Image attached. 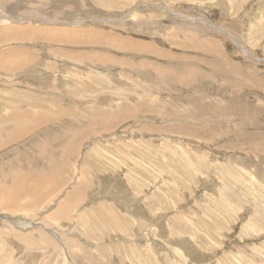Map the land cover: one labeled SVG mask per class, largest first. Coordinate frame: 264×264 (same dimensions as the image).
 <instances>
[{
  "label": "rangeland",
  "instance_id": "obj_1",
  "mask_svg": "<svg viewBox=\"0 0 264 264\" xmlns=\"http://www.w3.org/2000/svg\"><path fill=\"white\" fill-rule=\"evenodd\" d=\"M0 192V264H264V0H0Z\"/></svg>",
  "mask_w": 264,
  "mask_h": 264
},
{
  "label": "bare ground",
  "instance_id": "obj_2",
  "mask_svg": "<svg viewBox=\"0 0 264 264\" xmlns=\"http://www.w3.org/2000/svg\"><path fill=\"white\" fill-rule=\"evenodd\" d=\"M28 26H29V25H28ZM31 35H32V34H31ZM64 36H65V35H64ZM122 43H123V42H122ZM128 44H129V43H128ZM135 46H136V44H135ZM135 46L133 45V47H135ZM150 46H151V45H150ZM135 48H139V49L142 48V50H145V48H146L147 50L150 49L149 46H148L149 49H148L147 47L144 48V47H140V46H137V47H135ZM139 49H138V50H139ZM151 49H152V48H151ZM154 49H155V48H154ZM156 49H157V48H156ZM152 50H153V49H152ZM152 50H150V51H152ZM148 52H149V51H148ZM152 53H154V52H152ZM155 53H156V52H155ZM158 53H160V52H158ZM158 56H160V55H158ZM131 64H132V63H131ZM130 66H131V65H130ZM133 69H134V68H133ZM16 119H17L16 122L19 121V120H18L19 117L16 118ZM15 124H16V123H15ZM15 129H17V128H15ZM18 130H19V129H18ZM22 130H23V129H22ZM20 132H22V131L20 130ZM23 132H24V130H23ZM31 132H32V131H31ZM69 148H71V151H72V147H69ZM69 150H70V149H69ZM65 152H66V151H65ZM44 156H45V155H44ZM46 159H47V158H46ZM49 162H50V161H49ZM49 164H50V163H49ZM19 174H21V173H19ZM17 176H18V173H17L16 176L14 177V178H15V179H14V180H15L14 182H16V185H17V186H14V187H15V188L23 187L22 184L20 183L21 181H19V179L16 178ZM19 177H20V176H19ZM20 178H21V177H20ZM25 179H26V178H25ZM20 180H21V179H20ZM35 180L38 181L37 184H38L39 182H40V184H41V181H42L41 178L37 177V178H35ZM22 181L25 182L24 180H22ZM23 182H22V183H23ZM42 182H43V181H42ZM23 184L25 185V183H23ZM33 184H36L35 181H34ZM27 185H29V184H27ZM38 185H39V184H38ZM36 187H37V186H36ZM14 190H15V189H14ZM16 190H17V189H16ZM18 190H19V189H18ZM31 190H32V189H31ZM29 191H30V190H29ZM39 191H40V190H39ZM78 191H79V190H78ZM27 192H28V191H24V192L17 193L16 196L13 194L14 197H10V196L8 197V196H6V201H9V199H10V201H11V200H14V199H16L17 197H20L21 195H23V193L25 194V193H27ZM34 192H35V191H34ZM0 193H1V192H0ZM4 193H5V192H4ZM15 193H16V192H15ZM33 194H34V193H33ZM3 196H4V195H3ZM32 196H33V195H32ZM10 201H9V202H10ZM11 203H13V202L11 201L9 204H11ZM9 204H8V205H9Z\"/></svg>",
  "mask_w": 264,
  "mask_h": 264
}]
</instances>
